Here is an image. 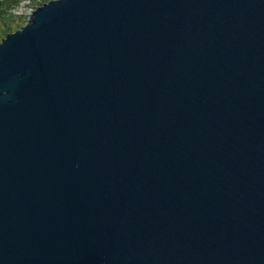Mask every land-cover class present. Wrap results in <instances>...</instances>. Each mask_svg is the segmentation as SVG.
<instances>
[{
  "label": "water",
  "instance_id": "1",
  "mask_svg": "<svg viewBox=\"0 0 264 264\" xmlns=\"http://www.w3.org/2000/svg\"><path fill=\"white\" fill-rule=\"evenodd\" d=\"M0 38V264H264V0H49Z\"/></svg>",
  "mask_w": 264,
  "mask_h": 264
},
{
  "label": "rangeland",
  "instance_id": "2",
  "mask_svg": "<svg viewBox=\"0 0 264 264\" xmlns=\"http://www.w3.org/2000/svg\"><path fill=\"white\" fill-rule=\"evenodd\" d=\"M49 0H0V38L28 22V15Z\"/></svg>",
  "mask_w": 264,
  "mask_h": 264
}]
</instances>
